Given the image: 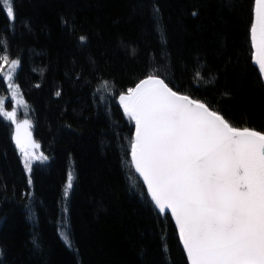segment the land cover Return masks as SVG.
I'll return each instance as SVG.
<instances>
[{"label":"trees","instance_id":"obj_1","mask_svg":"<svg viewBox=\"0 0 264 264\" xmlns=\"http://www.w3.org/2000/svg\"><path fill=\"white\" fill-rule=\"evenodd\" d=\"M12 6L14 22L0 7V52L19 61L15 82L47 159L37 154L29 171L0 115V264H188L169 214L133 168L134 124L119 94L155 73L233 126L264 131L254 0Z\"/></svg>","mask_w":264,"mask_h":264},{"label":"snow or ice","instance_id":"obj_2","mask_svg":"<svg viewBox=\"0 0 264 264\" xmlns=\"http://www.w3.org/2000/svg\"><path fill=\"white\" fill-rule=\"evenodd\" d=\"M3 6L14 22L12 0H0ZM249 32L254 63L264 78V0H254ZM18 65L11 61L8 80ZM119 103L134 122L135 170L158 212L175 218L190 264H264V131L233 126L155 73L121 93ZM2 114L15 122V112ZM16 127V144L31 171L20 124ZM72 181L69 174L65 195Z\"/></svg>","mask_w":264,"mask_h":264},{"label":"rangeland","instance_id":"obj_3","mask_svg":"<svg viewBox=\"0 0 264 264\" xmlns=\"http://www.w3.org/2000/svg\"><path fill=\"white\" fill-rule=\"evenodd\" d=\"M6 8V6H4ZM7 55L8 60L5 62L0 59V75L4 80V86H0V115L5 118L12 127V138L16 149L19 153V156L23 163L25 164V157L24 154L20 151V148L16 144V136H17V124H20L19 128V138L22 143L26 145L29 151L30 162L32 161L33 157L36 156L39 152V145L33 137L32 133V126L33 121L31 117V112L29 109L28 104L24 100L22 93L19 89V86L15 82V72L17 67L15 68L14 72L12 73V79L8 80L7 76L8 73L12 70L11 69V61L13 58L9 57L6 51L0 52V57ZM16 60V59H15ZM2 112H15V122L6 118ZM27 120L30 122L29 125H25L23 122ZM38 145V147H32V145Z\"/></svg>","mask_w":264,"mask_h":264},{"label":"water","instance_id":"obj_4","mask_svg":"<svg viewBox=\"0 0 264 264\" xmlns=\"http://www.w3.org/2000/svg\"><path fill=\"white\" fill-rule=\"evenodd\" d=\"M253 15H254V6H253ZM252 19H253V17H252ZM251 42V41H250ZM251 49H252V62H253V64L258 68V65H256L255 63H254V59H253V56H254V49H253V47H252V45H251ZM261 75V74H260ZM147 76H145V77H143V78H141V79H144V78H146ZM160 77V76H159ZM161 78V77H160ZM262 78V77H261ZM140 79V80H141ZM161 79H163V78H161ZM140 80H138L136 83H138ZM262 81H263V83H264V78H262ZM136 83L132 86V87H134L135 85H136ZM170 87V86H169ZM175 91V90H174ZM177 92V91H176ZM123 93V92H122ZM178 93H180V92H178ZM121 94V93H120ZM119 94V95H120ZM180 94H183V95H188V94H185V93H180ZM189 96V95H188ZM191 99H194V100H197V99H195V98H193V97H191V96H189ZM199 101H201V100H199ZM201 102H203V101H201ZM205 103V102H204ZM121 106V108H122V105H120ZM212 109V108H211ZM122 110H123V108H122ZM213 110V109H212ZM124 112V111H123ZM133 122V121H132ZM133 124H134V122H133ZM134 131H135V129L133 128V138H134ZM130 157H131V150H130ZM131 161H132V158H131ZM132 165H133V168H134V170H135V166H134V164L132 163ZM135 172H136V170H135ZM136 174L138 175V177L141 179V181H142V183H143V185H144V187H145V189H146V191H147V186H146V184L144 183V181H143V178L140 176V174L138 173V172H136ZM149 195V194H148ZM150 197V196H149ZM151 199V198H150ZM153 202V201H152ZM154 203V202H153ZM169 214V216H170V218H171V220H172V222H173V224H174V226H175V228H176V230H177V234H178V238H179V242H180V244H181V246H182V248H183V250H184V253H185V255H186V258H187V254H186V250L184 249V247H183V241L181 240V238H180V235H179V228H178V226L176 225V223H175V218L174 217H172L171 216V214H170V212L168 213ZM187 261H188V264H190V261L188 260V258H187Z\"/></svg>","mask_w":264,"mask_h":264},{"label":"bare ground","instance_id":"obj_5","mask_svg":"<svg viewBox=\"0 0 264 264\" xmlns=\"http://www.w3.org/2000/svg\"><path fill=\"white\" fill-rule=\"evenodd\" d=\"M40 154H38V156H39ZM35 157V156H34Z\"/></svg>","mask_w":264,"mask_h":264}]
</instances>
